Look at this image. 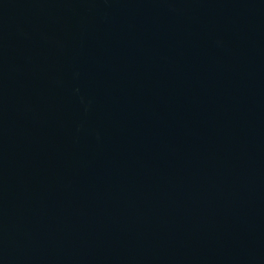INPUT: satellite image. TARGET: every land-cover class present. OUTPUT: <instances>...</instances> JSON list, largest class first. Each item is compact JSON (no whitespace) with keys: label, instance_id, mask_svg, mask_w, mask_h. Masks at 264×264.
<instances>
[{"label":"water","instance_id":"water-1","mask_svg":"<svg viewBox=\"0 0 264 264\" xmlns=\"http://www.w3.org/2000/svg\"><path fill=\"white\" fill-rule=\"evenodd\" d=\"M0 264H264V0H0Z\"/></svg>","mask_w":264,"mask_h":264}]
</instances>
